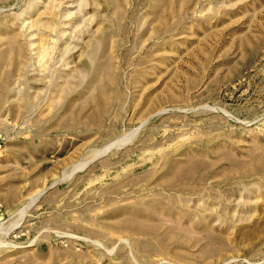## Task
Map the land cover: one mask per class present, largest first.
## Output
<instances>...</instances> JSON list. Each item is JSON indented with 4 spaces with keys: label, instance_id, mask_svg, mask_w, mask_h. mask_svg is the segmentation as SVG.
<instances>
[{
    "label": "rangeland",
    "instance_id": "374dc122",
    "mask_svg": "<svg viewBox=\"0 0 264 264\" xmlns=\"http://www.w3.org/2000/svg\"><path fill=\"white\" fill-rule=\"evenodd\" d=\"M0 264H264V0H0Z\"/></svg>",
    "mask_w": 264,
    "mask_h": 264
},
{
    "label": "water",
    "instance_id": "95a60500",
    "mask_svg": "<svg viewBox=\"0 0 264 264\" xmlns=\"http://www.w3.org/2000/svg\"><path fill=\"white\" fill-rule=\"evenodd\" d=\"M110 150V149H109ZM109 150H107L106 152H108ZM105 154V153H104Z\"/></svg>",
    "mask_w": 264,
    "mask_h": 264
},
{
    "label": "bare ground",
    "instance_id": "6f19581e",
    "mask_svg": "<svg viewBox=\"0 0 264 264\" xmlns=\"http://www.w3.org/2000/svg\"><path fill=\"white\" fill-rule=\"evenodd\" d=\"M111 149H112V148H111ZM111 149H110V150H111Z\"/></svg>",
    "mask_w": 264,
    "mask_h": 264
}]
</instances>
